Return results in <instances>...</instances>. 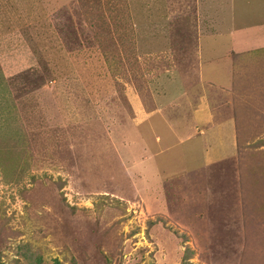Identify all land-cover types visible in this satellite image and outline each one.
Masks as SVG:
<instances>
[{
    "label": "rangeland",
    "instance_id": "obj_1",
    "mask_svg": "<svg viewBox=\"0 0 264 264\" xmlns=\"http://www.w3.org/2000/svg\"><path fill=\"white\" fill-rule=\"evenodd\" d=\"M205 77L253 120L217 180ZM56 261L264 264V0H0V264Z\"/></svg>",
    "mask_w": 264,
    "mask_h": 264
},
{
    "label": "crops",
    "instance_id": "obj_2",
    "mask_svg": "<svg viewBox=\"0 0 264 264\" xmlns=\"http://www.w3.org/2000/svg\"><path fill=\"white\" fill-rule=\"evenodd\" d=\"M202 70V69H201ZM208 73L206 72L207 76ZM210 76V75H209ZM213 76L215 78V75L213 73ZM207 79V77H205ZM208 81H205L204 83V90L202 97L199 101L194 103V109L196 112H193V116L190 119H180L179 125L182 128V131H185L188 137L190 138H185L184 134L180 135L178 134L180 139V142H184V139L187 141H193L192 145L186 146L182 148V152L184 155H187L188 157L193 156V153L197 152L198 154L201 153L203 157V160L198 159L197 166L198 168H202L204 173L205 178L209 179L210 177L212 179L210 180H217L220 177V171L222 169H218V172H216V175L214 173L215 169H213V166L216 168H221L223 166H220V163L227 162L229 158L233 157L236 155L237 151V140L239 138V127L240 125H244V128L248 125H253V120L252 118L250 119L249 123L241 122L242 116H247L246 110V105L238 104L233 105L232 100L229 101L228 103V109L221 111L222 109H215L216 106V98L217 94H221L224 90V88L221 87H226L227 89L224 90V92H228L226 94L230 95V91H232V87L228 86L224 83L221 82H215L213 78L207 79ZM212 81V83H211ZM216 83L217 85H222L220 86H215L213 83ZM209 87H213L209 89ZM221 90V91H220ZM181 93L183 95V98L186 96L187 91L186 88L181 89ZM232 94V93H231ZM167 95V94H166ZM222 95V94H221ZM225 94L222 95V98L224 97ZM170 96H164L161 98V100H165ZM214 97V98H212ZM228 97V96H227ZM187 100H189V97H186ZM244 99V97H243ZM250 99V97L248 98ZM239 101H241V98H238ZM188 103L185 104V106H188L191 108V105H187ZM157 107V106H156ZM174 111L176 110V104L174 105ZM236 110V112H235ZM173 111V112H174ZM171 112V115L166 111V110H161L156 108V114L161 116L162 118L166 119L167 125L170 124L171 126V133H173L176 136V130L178 128L176 124V116L173 115ZM235 112V113H234ZM198 117V119H197ZM182 120V121H181ZM255 121V120H254ZM203 124L201 126L200 124ZM200 128V129H199ZM200 130V131H199ZM196 139L200 140L196 142ZM196 142V143H195ZM218 166H216L215 163ZM203 164V166H200ZM196 165V164H195ZM196 166V167H197ZM192 167V166H191ZM195 168V167H194ZM222 172V171H221Z\"/></svg>",
    "mask_w": 264,
    "mask_h": 264
},
{
    "label": "trees",
    "instance_id": "obj_3",
    "mask_svg": "<svg viewBox=\"0 0 264 264\" xmlns=\"http://www.w3.org/2000/svg\"><path fill=\"white\" fill-rule=\"evenodd\" d=\"M56 264H61L59 261H56Z\"/></svg>",
    "mask_w": 264,
    "mask_h": 264
}]
</instances>
